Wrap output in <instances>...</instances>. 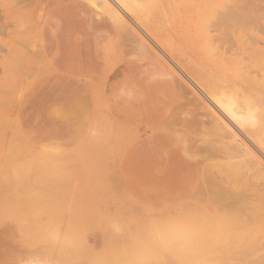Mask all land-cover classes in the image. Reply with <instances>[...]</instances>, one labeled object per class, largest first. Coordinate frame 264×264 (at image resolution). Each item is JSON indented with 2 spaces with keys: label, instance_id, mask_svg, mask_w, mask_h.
Listing matches in <instances>:
<instances>
[{
  "label": "rangeland",
  "instance_id": "1",
  "mask_svg": "<svg viewBox=\"0 0 264 264\" xmlns=\"http://www.w3.org/2000/svg\"><path fill=\"white\" fill-rule=\"evenodd\" d=\"M21 1L0 0V264H176L162 218L224 209L239 189L241 157L196 93L209 97L170 56L136 55L100 5ZM244 3L250 59L264 53V0Z\"/></svg>",
  "mask_w": 264,
  "mask_h": 264
},
{
  "label": "bare ground",
  "instance_id": "2",
  "mask_svg": "<svg viewBox=\"0 0 264 264\" xmlns=\"http://www.w3.org/2000/svg\"><path fill=\"white\" fill-rule=\"evenodd\" d=\"M86 1L100 5L121 31L133 34L139 44L136 55L156 57L169 67L165 59L170 56L179 68L189 73L197 89L209 97L207 103L196 93L198 102L210 116L211 125L217 133L221 131L223 141L230 150L241 157L239 166L233 172L236 176L234 184L239 187L238 193L234 201L224 209L216 210L212 204L201 209L206 211L204 214L199 210L185 220L181 219L184 211L174 216L161 217L156 234L172 233L176 236V264H264V134L262 136L254 129L259 125L258 132H261L264 127V104L259 103L264 95V53L258 57L255 54L250 59L241 58V54L246 52H243V44L236 36L242 23L238 19L239 13L247 11L249 7L244 0ZM257 6L262 7L259 4ZM258 7L251 10L258 14L261 9ZM247 15L245 13L241 16ZM258 18L254 19L260 21ZM244 20L246 22L247 17ZM256 39L252 42L256 43ZM176 42L184 50L181 48L176 53ZM183 51L193 57L192 64L191 60L183 58ZM198 64L201 66L197 67ZM257 67L262 69L258 71ZM224 119L229 121L225 120L229 126ZM11 168L15 180L13 189H17L16 164L12 163Z\"/></svg>",
  "mask_w": 264,
  "mask_h": 264
},
{
  "label": "crops",
  "instance_id": "3",
  "mask_svg": "<svg viewBox=\"0 0 264 264\" xmlns=\"http://www.w3.org/2000/svg\"><path fill=\"white\" fill-rule=\"evenodd\" d=\"M112 19V18H111ZM109 50V49H108Z\"/></svg>",
  "mask_w": 264,
  "mask_h": 264
}]
</instances>
